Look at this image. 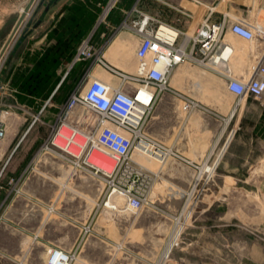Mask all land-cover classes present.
<instances>
[{
  "label": "rangeland",
  "instance_id": "1",
  "mask_svg": "<svg viewBox=\"0 0 264 264\" xmlns=\"http://www.w3.org/2000/svg\"><path fill=\"white\" fill-rule=\"evenodd\" d=\"M261 2L244 0L247 6L240 10V16L253 27L264 22V0ZM33 3L34 0H0V51L13 36L0 71L16 42L26 33L27 13ZM123 4L124 0H113L103 8L108 14L120 10ZM93 45L95 57L84 61L98 62L100 73L113 84L119 83L120 73H131L126 70L127 64L135 58L138 43H123L117 63L115 44ZM109 53L111 62L107 60ZM194 66L179 65L172 73L170 88L223 87L215 78H189L187 72ZM112 68L117 74L110 73ZM179 108L184 116L186 101L180 99ZM0 119L6 120L5 112L0 113ZM226 130L231 143H227V158L221 165L215 157L203 161L169 153L163 163L150 158L153 162L149 168L156 173L144 206L135 210L126 205L124 198L111 197L101 178L75 174L59 155L42 150L45 129L37 124L12 159L14 163L34 140L39 141L32 146L28 158L29 173L36 179L35 192L16 193L20 200L21 222L16 224L19 239L7 240L3 247L20 248L18 264H50L51 248L68 253L69 264H264V146L249 133L251 129ZM241 136L243 144L232 142ZM247 148L251 151L246 152ZM137 157L146 162V157ZM173 160L181 162L178 174L171 170ZM106 163L111 164L108 159ZM187 167L193 172L189 174ZM59 170L67 171V182L58 177ZM3 179L8 178L3 176L1 182ZM29 195H34L33 203L31 199L27 201ZM111 198L116 209L109 207ZM171 244L164 261L163 253Z\"/></svg>",
  "mask_w": 264,
  "mask_h": 264
},
{
  "label": "crops",
  "instance_id": "2",
  "mask_svg": "<svg viewBox=\"0 0 264 264\" xmlns=\"http://www.w3.org/2000/svg\"><path fill=\"white\" fill-rule=\"evenodd\" d=\"M106 1L43 0L42 6L29 20L26 33L16 42L0 71V113L6 114V134L0 141V264H18L16 259L20 248H4L3 244L7 240L19 239L16 224L21 222L18 215L20 200L16 193L21 190L35 192L36 179L29 173L28 158L39 141L34 140L33 145L17 155L13 163L16 152L37 124L45 129L44 143L62 105L87 71L113 84L107 75L100 73L98 62H75L77 50L83 43L115 44L117 63L123 43H140L141 35L133 24L146 18L149 30L165 25L189 35L205 24L221 25L224 41L233 48L225 65L238 78L248 77L252 66L264 55V43L260 37L257 38L258 43L254 39H244L233 33L224 20L227 13L242 15L240 10L247 6L244 0H124L120 10L108 14L104 9L109 6V1ZM135 6L138 12L134 10ZM183 38L180 35L177 43H181ZM110 56L111 53L107 60L111 62ZM184 63L195 65L194 70L187 72L189 78H215L223 87L187 90L173 87L162 94L148 121L146 133L168 152V156L172 153L177 158L203 161L215 157L219 158L221 165L227 158L228 144L231 143L227 141V128L251 129L249 133L264 146V100L252 96L239 99L227 88L226 80L219 73L221 67L212 69L195 61L181 64ZM136 65L135 53L126 70L133 73ZM109 70L117 74L114 68ZM180 99L197 104H190L183 116L179 108ZM37 115L38 121L32 124ZM233 141L239 145L244 142L242 136ZM245 151L251 150L247 148ZM152 162L148 158L145 164L149 167ZM179 163L173 160V173L178 174ZM187 172L190 174L193 169L187 167ZM58 173V177L67 182V171L59 170ZM3 176L8 179L1 182ZM25 178L27 180H23ZM30 199L33 203L34 195H29L27 201Z\"/></svg>",
  "mask_w": 264,
  "mask_h": 264
},
{
  "label": "built area",
  "instance_id": "3",
  "mask_svg": "<svg viewBox=\"0 0 264 264\" xmlns=\"http://www.w3.org/2000/svg\"><path fill=\"white\" fill-rule=\"evenodd\" d=\"M112 1L109 0V4ZM40 2L43 0H34L31 4L28 21ZM134 10L138 12L136 6ZM224 20L233 33L247 40L258 36L264 43V28L256 31L244 18L230 13L224 15ZM147 23L148 19L144 18L133 24L141 35L135 71L120 73L117 86L87 71L62 105L41 148L59 155L74 173L101 178L109 195L118 194L135 210L144 206L152 175L156 173L137 156L161 163L168 156V152L146 133V127L162 94L171 89V76L179 64L195 61L212 69L221 67L219 73L226 80L227 88L239 99L245 96L264 98V55L252 66L248 77L234 76L225 65L233 49L228 51L231 45L224 41L221 25L205 24L191 35L175 31V35L165 36L160 32L163 25L149 30ZM180 35L184 38L177 43ZM95 54L93 43H83L77 50L75 62L92 59ZM190 104L197 103L187 100L186 108ZM38 119L39 116H35L32 124ZM5 133V123L0 119V141ZM106 159L111 164L106 163ZM59 254L62 258L67 255V259L60 261L56 257ZM69 261L70 255L65 251L49 250L50 264H69Z\"/></svg>",
  "mask_w": 264,
  "mask_h": 264
},
{
  "label": "bare ground",
  "instance_id": "4",
  "mask_svg": "<svg viewBox=\"0 0 264 264\" xmlns=\"http://www.w3.org/2000/svg\"><path fill=\"white\" fill-rule=\"evenodd\" d=\"M254 28V30H256V31H258V30H261L262 28H264V22H257V24L253 27ZM160 32H161V34H163V35H165V36H169L170 34H173V35H175L176 34V32L173 30V29H171L170 27H168V26H165V25H163L162 26V28H161V30H160ZM12 39H13V36H11V38L9 39V43H7L6 45H7V47H8V45H10V43H12ZM5 45V46H6ZM232 47L230 46V48H228V51H230V49H231ZM233 49V48H232ZM6 51H7V48H5V49H3V51L1 52V54H0V64H1V62H2V58H3V56L4 55H6L5 53H6ZM211 63H213V62H211ZM6 134V133H5ZM5 137V136H4ZM4 139V138H3ZM111 197H115L116 199L118 198V199H121L120 197H119V195L118 194H113ZM114 198V199H115ZM115 199V200H116ZM122 201V200H121ZM119 202V201H118ZM119 206V205H118ZM109 207H111L112 209H116L117 208V205H116V203L115 204H113L112 203V198H111V202H109ZM190 212V211H189ZM188 214V213H187ZM186 218V217H185ZM181 223H183V222H181ZM178 225V224H177ZM177 229V228H176ZM179 230V229H178ZM176 232V231H175ZM178 236H179V234H178V231H177V233H176V235H175V239H177L178 238ZM174 241V240H173ZM169 246V245H168ZM171 246H172V244L169 246V248L167 249V251L165 252L164 251V255L162 256V260H166L167 259V257L169 256V250H170V248H171ZM56 257L57 258H59V260L60 261H64L65 259H67V255L65 256V257H61V255L59 254V255H56ZM69 257V256H68Z\"/></svg>",
  "mask_w": 264,
  "mask_h": 264
},
{
  "label": "water",
  "instance_id": "5",
  "mask_svg": "<svg viewBox=\"0 0 264 264\" xmlns=\"http://www.w3.org/2000/svg\"><path fill=\"white\" fill-rule=\"evenodd\" d=\"M171 264V263H170Z\"/></svg>",
  "mask_w": 264,
  "mask_h": 264
}]
</instances>
